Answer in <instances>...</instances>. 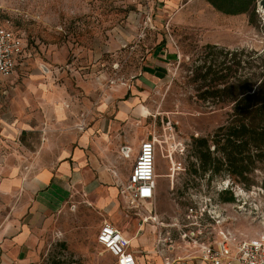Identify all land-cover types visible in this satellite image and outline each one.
Here are the masks:
<instances>
[{
  "label": "rangeland",
  "instance_id": "374dc122",
  "mask_svg": "<svg viewBox=\"0 0 264 264\" xmlns=\"http://www.w3.org/2000/svg\"><path fill=\"white\" fill-rule=\"evenodd\" d=\"M259 1L253 22L250 14L249 22H199L197 14L207 0H197L184 11L194 14L190 20L183 18L182 6L160 11L156 0H0V22L22 37L30 55L12 77V91L0 95V181L12 174L22 180L30 171L55 168L64 152L78 147L82 133L95 124L116 125L112 141L121 136L124 140L117 150L132 147V159L122 158L128 163L117 165L126 175L140 143L156 140L157 193L152 205L132 208L120 195V209L107 218L75 192L52 216L31 264H113L97 243L106 221L117 229L113 222H120L119 230H127L130 238L140 223L146 224L144 257L147 264H161L153 241L144 238L151 215L158 214L166 225L174 219L185 225L191 209L208 212L214 205L219 206L215 217L220 224L206 217L209 234L203 241H214L220 232L237 242L264 240V163L250 168L244 181L217 173L219 155L212 138L226 123L233 99L204 97L210 80L195 79L199 66L216 67L225 60L219 51L205 50L208 45L245 50L244 69L237 77L248 78V52H264ZM163 42L176 53L170 75L145 89L138 85L143 68L157 50L166 48ZM231 59L230 55L227 66L233 64ZM126 97L134 99L135 108L117 120ZM204 139L209 140L207 162L199 153L208 149L197 146ZM214 191L221 192L220 201L216 197L215 202L200 203L192 198L212 197ZM10 210L11 203L0 191V223L1 213ZM171 228H161L163 241L168 232L176 237L178 228Z\"/></svg>",
  "mask_w": 264,
  "mask_h": 264
},
{
  "label": "crops",
  "instance_id": "0c3cea01",
  "mask_svg": "<svg viewBox=\"0 0 264 264\" xmlns=\"http://www.w3.org/2000/svg\"><path fill=\"white\" fill-rule=\"evenodd\" d=\"M196 1L156 0V4L160 11L178 10L182 6L180 12L183 13V18L190 20L194 18V14L189 12L185 15L184 11L190 10V5ZM202 10L197 14L199 22H249L247 15L227 16L216 11L209 3ZM163 43L166 48L157 50L151 57L152 60L149 58V62L143 68L144 73L138 85H143L145 89L161 83L170 75V62L176 59V53L170 45ZM28 57L30 55L27 53L18 60L16 72ZM11 79L4 82L1 95H8L12 91ZM130 100L132 98L126 97L122 101L125 106H120L117 120L124 119L127 111L135 108L134 99ZM116 128V125H108V123L103 124L101 128L97 124L89 126V129L80 136L78 147L65 151L55 168L30 171L22 180L12 174L9 179L0 181L2 182L0 191L11 203V210L1 213L0 264H31L35 258L34 250L40 243V237L47 232L52 223V216L75 192L83 195L89 204L105 213L107 218L113 217L118 212L122 185L128 182L137 157L134 162L131 160L133 165L129 175L118 169L117 165L128 163V161L122 162V158L132 159L133 150L128 146L122 147L121 151L116 149L124 142L122 136L119 140L114 138V142L112 141L111 134ZM125 147L129 149L127 153L123 152ZM156 217L165 224L159 219L158 214ZM113 223L119 229L122 228L120 222ZM149 223H152L147 225L150 227L149 234L144 235V238L145 241H153L154 253L160 256L161 264H204L197 260L200 256L199 250L187 246L180 240V243L179 241L175 243L173 249L165 247L160 249L157 245L159 227L152 221ZM105 224L109 222L102 224L99 233ZM145 226L146 224L140 223L132 238L127 230L123 232L131 241V251L139 264L148 263L142 250V233ZM133 243L136 244L132 245ZM179 254L183 256L176 259V255Z\"/></svg>",
  "mask_w": 264,
  "mask_h": 264
},
{
  "label": "built area",
  "instance_id": "2783aa9c",
  "mask_svg": "<svg viewBox=\"0 0 264 264\" xmlns=\"http://www.w3.org/2000/svg\"><path fill=\"white\" fill-rule=\"evenodd\" d=\"M27 53L28 45L22 37L0 22V95L4 82L16 74L18 60ZM140 146V153L136 158L130 178L122 185L121 192L124 200L132 208L140 204L152 205L157 193L156 140H144ZM128 151L129 149L126 153ZM220 194V191L217 195L214 191L212 197L192 196V198L200 203H210L215 202L216 197L219 200ZM218 208V205H214L208 212L203 207L200 210L191 209L187 218H184L185 225H179L178 219H174L172 225H166L158 221L156 216L151 215L150 220L159 227L158 246L173 249L179 237L182 243L199 250L200 256L197 260L204 264H264V240L262 238L237 242L230 234L220 232L214 241H203L209 234V223L206 217L220 224L215 217L217 215L218 218ZM164 227L178 228L176 237L168 232L163 241L160 230ZM97 243L106 254L114 259L113 264H139L135 254L131 251L130 240L114 226L105 224L97 237Z\"/></svg>",
  "mask_w": 264,
  "mask_h": 264
},
{
  "label": "trees",
  "instance_id": "16d2710c",
  "mask_svg": "<svg viewBox=\"0 0 264 264\" xmlns=\"http://www.w3.org/2000/svg\"><path fill=\"white\" fill-rule=\"evenodd\" d=\"M218 12L227 16L251 15L253 22L258 0H207ZM205 50L219 51L225 57L220 65L199 66L195 70L197 81L210 80V89L205 96L218 98L232 97L233 107L226 123L215 132L212 143L219 159L215 161L217 173L227 172L232 177L244 181L245 174L258 163H264V52H248L245 63L248 78L245 80L237 75L242 67V56L245 50L226 51L217 46L208 45ZM209 52V56L211 55ZM231 55L230 66L227 58ZM205 71L203 74L202 72ZM230 79H235L229 84ZM200 151L199 158L207 162L210 148L209 140L197 141ZM205 153V154H204ZM204 157V158H203ZM216 169V168H215ZM221 195V194H220ZM219 196V200H221ZM229 201H234L231 198ZM63 264V263H57Z\"/></svg>",
  "mask_w": 264,
  "mask_h": 264
},
{
  "label": "water",
  "instance_id": "95a60500",
  "mask_svg": "<svg viewBox=\"0 0 264 264\" xmlns=\"http://www.w3.org/2000/svg\"><path fill=\"white\" fill-rule=\"evenodd\" d=\"M258 6H259L260 10L262 12H264V0H260ZM126 151H127V149H124L123 152L126 153Z\"/></svg>",
  "mask_w": 264,
  "mask_h": 264
},
{
  "label": "bare ground",
  "instance_id": "6f19581e",
  "mask_svg": "<svg viewBox=\"0 0 264 264\" xmlns=\"http://www.w3.org/2000/svg\"><path fill=\"white\" fill-rule=\"evenodd\" d=\"M262 12V11H261ZM264 14V12H262ZM131 242V241H130Z\"/></svg>",
  "mask_w": 264,
  "mask_h": 264
}]
</instances>
